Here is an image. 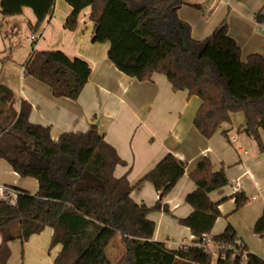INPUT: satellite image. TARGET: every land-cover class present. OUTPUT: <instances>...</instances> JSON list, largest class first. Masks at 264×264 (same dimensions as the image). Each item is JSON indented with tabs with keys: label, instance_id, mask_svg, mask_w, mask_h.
Returning a JSON list of instances; mask_svg holds the SVG:
<instances>
[{
	"label": "trees",
	"instance_id": "obj_1",
	"mask_svg": "<svg viewBox=\"0 0 264 264\" xmlns=\"http://www.w3.org/2000/svg\"><path fill=\"white\" fill-rule=\"evenodd\" d=\"M56 0H0L4 22L0 31L8 38V20L33 10L38 30L51 19ZM72 13L65 28L75 31L80 12L90 7L95 24L92 44L110 45L108 59L129 78L147 82L154 75L167 77L174 92L198 96L202 104L194 124L210 139L242 113L244 133L264 151V57L240 58L237 43L222 24L210 37L198 41L190 26L178 18L183 0H68ZM263 17L262 13L258 19ZM91 68L86 61L70 59L62 51H33L25 74L46 84L55 97L77 100L88 82ZM31 105L16 107L14 93L0 84V160L6 161L20 178L38 182L35 195L18 190L16 207L0 202V264H8L10 243L21 244L46 229L53 231L52 247L62 246L54 264H240L232 252L225 260L204 249L184 246L169 250L153 241L156 223L152 212L167 210L162 201L183 179L186 164L166 154L139 183H152L161 200L152 208L133 201L134 186L127 175L115 176L123 159L108 144L95 125L85 133L69 132L58 141L51 129L30 123ZM197 190L185 201L193 213L179 220L193 236L210 235L221 216L220 204L210 194L229 185L225 171H212L203 157L191 175ZM236 211L248 204L242 192L233 195ZM254 232L264 238V213ZM118 236V238H115ZM114 238V239H113ZM213 242L234 246L238 235L228 226ZM120 257H118V252ZM222 252V251H221ZM222 252V253H224ZM245 264H264L250 253Z\"/></svg>",
	"mask_w": 264,
	"mask_h": 264
},
{
	"label": "crops",
	"instance_id": "obj_2",
	"mask_svg": "<svg viewBox=\"0 0 264 264\" xmlns=\"http://www.w3.org/2000/svg\"><path fill=\"white\" fill-rule=\"evenodd\" d=\"M56 1L52 18L38 30L34 28L37 17L33 10L25 8L21 15L8 20V38L0 31V84L14 93L17 109L22 101L28 102L30 123L49 127L54 141L69 132L85 133L95 125L125 162V166H118L115 176L127 175L134 186L131 197L140 205L152 208L161 200L152 183L139 181L166 154L184 162L186 174L162 201L168 211L152 212L148 217L156 223L153 241L165 244L169 250L196 247L199 242L179 220L193 213L185 201L197 190L191 175L201 158L208 157L212 171L222 169L229 181V185L210 194L211 201L220 204L221 216L209 236H218L231 226L248 251L264 260V238L254 232L264 213V155L259 153L254 138L245 134L244 128L235 134L231 122L223 124L210 139L204 138L194 124L202 104L198 96L174 92L164 75H154L147 82L129 78L109 61L108 43L92 44L95 24L91 8L80 12L76 30L69 31L65 24L73 9L68 0ZM183 1L178 18L190 26L193 40L202 41L225 24L229 37L240 48L242 61L247 62L250 56L264 57V0ZM260 13L263 17L258 19ZM3 22L0 3V26ZM24 31L37 37L35 42L28 39L35 44L33 51H62L70 59L89 64L91 73L77 100L55 97L46 84L25 74V64L33 52L24 53L15 41ZM237 114L243 115L232 114V122H241ZM0 162L7 164L0 163V184L20 190L16 187L22 181L20 176L6 161ZM11 182L14 186L9 185ZM38 190L37 182V189L30 194ZM236 192L248 199V205L240 211H236L233 198ZM52 236L53 231L46 229L24 244L10 243L8 264H54L62 246L52 247Z\"/></svg>",
	"mask_w": 264,
	"mask_h": 264
},
{
	"label": "built area",
	"instance_id": "obj_3",
	"mask_svg": "<svg viewBox=\"0 0 264 264\" xmlns=\"http://www.w3.org/2000/svg\"><path fill=\"white\" fill-rule=\"evenodd\" d=\"M32 42L37 41V37L33 34V36L30 39ZM19 191L17 189H14L9 186H3L0 184V202L4 204H8L10 206L16 207L18 200H19ZM196 247L200 249H204L207 253L211 254L213 257L219 259L222 258V260H225L226 253L224 250L228 252H232L233 259L239 257L240 258V264H245L247 262L248 256L250 254V251H248L246 243L242 240H237L235 245L232 246H221L216 245L213 242V238L209 235H203L201 239H199L198 244ZM224 253H222V252Z\"/></svg>",
	"mask_w": 264,
	"mask_h": 264
},
{
	"label": "rangeland",
	"instance_id": "obj_4",
	"mask_svg": "<svg viewBox=\"0 0 264 264\" xmlns=\"http://www.w3.org/2000/svg\"><path fill=\"white\" fill-rule=\"evenodd\" d=\"M19 34V33H18ZM31 38V35L28 34L27 31H24L23 33H20L19 35H17L15 41H16V44H18L21 48V50L24 52V53H32L33 52V47L35 46L34 43H31L28 41V39ZM10 45V44H9ZM25 55V54H24ZM236 117H239V119H241V122H232V120H230L231 123H233L234 125V128H235V134H238V131L240 130H243V128H245L246 126V122L243 121L244 120V117L243 115L241 114H237ZM260 138L262 139V143H263V146H264V131H262L260 133ZM258 148V151L260 154H263L264 155V151L261 152L259 147L257 146ZM1 164H6L4 162H0ZM7 165V164H6ZM0 174H1V167H0ZM9 181H12L11 179H9ZM9 185L11 186H14V184L11 182ZM17 188H19L20 190L23 191L26 190L27 192L29 193H32L34 194L35 190L37 189V182L34 180V179H31V178H22V181H20L19 183V186H16ZM248 205V204H247ZM246 205V206H247ZM245 206V207H246ZM244 207V208H245ZM243 209V208H242ZM241 209V210H242ZM240 211V210H239ZM119 257V256H118Z\"/></svg>",
	"mask_w": 264,
	"mask_h": 264
}]
</instances>
